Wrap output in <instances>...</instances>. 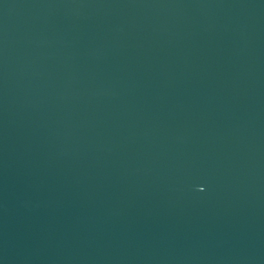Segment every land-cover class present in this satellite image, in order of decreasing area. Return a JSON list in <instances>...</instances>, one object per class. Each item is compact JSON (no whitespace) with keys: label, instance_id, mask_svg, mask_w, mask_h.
Instances as JSON below:
<instances>
[{"label":"water","instance_id":"95a60500","mask_svg":"<svg viewBox=\"0 0 264 264\" xmlns=\"http://www.w3.org/2000/svg\"><path fill=\"white\" fill-rule=\"evenodd\" d=\"M0 264H264V0H0Z\"/></svg>","mask_w":264,"mask_h":264}]
</instances>
